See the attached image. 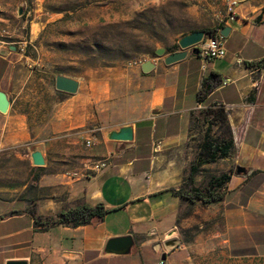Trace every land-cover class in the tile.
<instances>
[{"label":"crops","instance_id":"obj_1","mask_svg":"<svg viewBox=\"0 0 264 264\" xmlns=\"http://www.w3.org/2000/svg\"><path fill=\"white\" fill-rule=\"evenodd\" d=\"M235 1L234 18L227 15L223 21V27L229 28L223 36L224 58L209 60L189 51L182 60L167 65L156 56L148 58L153 64L148 72L141 65L113 68L98 78L78 81L75 93L58 91L63 100L55 105L48 136L30 129L28 113L18 105L4 116L0 113L4 168L16 175L4 186L0 200V264L32 256L51 257L59 264L63 255L71 258L84 252L117 257L105 253V244L109 238L127 234L133 240L142 238L139 254L157 262L172 263L176 254L184 258L185 252L178 251L191 243L193 249H200L201 242H250L255 249L251 256L262 255L264 63H258L264 60V0ZM16 49L4 52V44L0 48V91L9 101L13 92L18 103H35L36 86L21 78L23 68L14 67L19 60L24 67L28 57L11 56ZM210 73L222 82L199 103L197 92ZM14 81L17 86H12ZM214 102L224 106L233 137L230 155L223 158L227 170L242 166L246 172L231 175L222 188V201L195 202L189 221L191 214L179 217L185 201L171 189L179 188L184 174L191 115ZM123 126L132 127V140L106 137ZM85 140H90V146ZM35 149L44 157L43 166L32 164L30 153ZM24 165L28 173L39 175L32 181L31 196H23L26 183L18 178L24 175ZM98 202L108 212L95 224L56 226L46 232L34 229L31 206L37 214L54 215L65 207ZM201 220L210 221V229L187 243L178 233L166 237L178 226Z\"/></svg>","mask_w":264,"mask_h":264},{"label":"rangeland","instance_id":"obj_2","mask_svg":"<svg viewBox=\"0 0 264 264\" xmlns=\"http://www.w3.org/2000/svg\"><path fill=\"white\" fill-rule=\"evenodd\" d=\"M232 0H0V40L4 50L9 46L17 51L10 55L19 58L24 54L28 59L20 67L28 83L34 84L38 101L18 103L11 93V112L17 105L28 113L30 129L41 131L48 136V122L55 113V105H61L63 96L55 89L56 76H65L78 81L100 77L102 71L111 73L113 68L126 69L137 65L139 60L158 57L156 52L179 49L178 40L192 30L213 28L225 20ZM20 10V12H19ZM160 57V56H159ZM26 71V74H25ZM112 74L108 78H110ZM79 83V82H78ZM4 86H6L4 84ZM12 86H17L16 81ZM13 91L12 88H10ZM57 91V92H56ZM59 103V104H58ZM195 110L190 124V139L186 144L184 174L179 187L188 188L187 176L196 162L198 149L206 136L219 135V129L211 124V117L204 111ZM6 114V113H5ZM4 116V114H3ZM0 200L4 199V186L16 177L4 168V129L0 133ZM21 169L19 162H14ZM24 175L18 176L26 183L23 196H31L33 171L23 167ZM227 171V161L218 159L200 166L194 176L195 182L207 175H219ZM33 185V184H32ZM187 202L181 207L180 215L191 214ZM187 214V215H188ZM190 220H192V214ZM210 221L191 223L177 227L180 238L208 232ZM174 234V235H175ZM135 241V240H134ZM137 242L129 254L107 257L103 253L84 252L78 256H64L59 264H157L153 257L143 258ZM211 244V245H209ZM185 247L184 258L173 257L172 263L165 264H264V251L260 257L251 256L254 248L250 242H201L200 249ZM141 255V257H139ZM151 255V254H150ZM27 264H58L53 258L32 256Z\"/></svg>","mask_w":264,"mask_h":264},{"label":"trees","instance_id":"obj_3","mask_svg":"<svg viewBox=\"0 0 264 264\" xmlns=\"http://www.w3.org/2000/svg\"><path fill=\"white\" fill-rule=\"evenodd\" d=\"M223 25L224 22L222 21L213 28H205L202 30L211 32L213 36L217 34L218 30L223 28ZM194 31L196 30L190 32ZM174 50L167 51V53H172ZM263 63L264 60L258 63V65ZM221 82L222 79L220 76L210 73V75L202 80L201 86L197 92V101L199 103L204 101ZM204 111L211 117V124L216 125L220 133L215 137L206 136L200 144L196 162L190 166L187 176L189 187L187 189L183 187H179L177 190L171 189L174 195L187 202L189 210L195 202L210 204L222 201L224 198L222 188L235 172V169L230 168L219 175H207L199 182H195L194 176L200 166L228 157L233 146L232 132L224 106L214 102L206 107ZM192 116L193 113L191 115L190 124ZM38 177V174H32L31 180L36 181ZM32 188V184L28 186V189ZM107 212L108 210L100 202L94 205L80 204L74 207H65L54 215H40L36 213L34 206L30 208V213L34 219V229L38 232H46L56 226L76 228L78 226L95 224L102 221ZM188 213L186 212L184 215ZM179 217L181 218L183 216L180 215ZM191 230H193L195 234L198 232L199 228L198 226H193L189 230H184V232L188 233ZM192 235L184 237V242H189L192 239ZM141 239L142 238H135V243ZM140 264H143V262Z\"/></svg>","mask_w":264,"mask_h":264},{"label":"water","instance_id":"obj_4","mask_svg":"<svg viewBox=\"0 0 264 264\" xmlns=\"http://www.w3.org/2000/svg\"><path fill=\"white\" fill-rule=\"evenodd\" d=\"M20 12V10H19ZM229 31L228 27H223L220 30L222 36H226ZM211 32L204 30H196L189 34L182 36L178 40L177 51H174L169 54H164L163 50H158L156 54L163 58L165 64L169 65L185 58L187 53L190 51L193 54L199 53L198 44L204 39L211 37ZM12 49H15L14 46H11ZM10 48V49H11ZM2 51V50H0ZM6 52V50H4ZM141 70L143 72H148L153 68V64L146 60L141 64ZM78 88V82L72 78L65 76H56L55 78V89L57 91L66 92V93H75ZM10 106V101L7 94L3 91H0V113L5 114ZM106 137L110 140L117 141H130L132 140V127L123 126L118 130H111L107 133ZM30 158L34 166H43L45 163L44 157L39 149H35L30 153ZM246 170L242 166L235 167V174L239 175L245 173ZM176 233V229L169 231L166 234V237H170ZM134 246L133 237L130 234L117 236L109 238L105 244L104 251L108 254L115 255H126L131 251V248ZM5 264H27L26 260H10Z\"/></svg>","mask_w":264,"mask_h":264},{"label":"built area","instance_id":"obj_5","mask_svg":"<svg viewBox=\"0 0 264 264\" xmlns=\"http://www.w3.org/2000/svg\"><path fill=\"white\" fill-rule=\"evenodd\" d=\"M236 1L232 0L229 7H228V19L232 20L234 17L231 13V7L235 5ZM2 44H4V41L0 40V48L2 47ZM199 54L203 56L206 59L209 60H215V59H221L224 58L226 55V48L224 45V37L217 33L216 35H213L209 38H204L199 44ZM145 60H139L137 62V65H141ZM199 109V106H198ZM84 144L86 146H90V140H85ZM103 165V164H101ZM97 168H100L98 166ZM157 264H165L164 260H160L157 262Z\"/></svg>","mask_w":264,"mask_h":264}]
</instances>
